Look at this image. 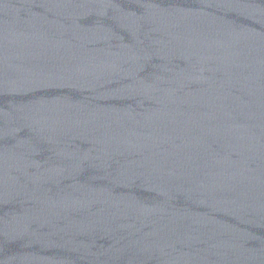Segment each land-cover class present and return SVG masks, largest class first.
<instances>
[{"label":"water","instance_id":"95a60500","mask_svg":"<svg viewBox=\"0 0 264 264\" xmlns=\"http://www.w3.org/2000/svg\"><path fill=\"white\" fill-rule=\"evenodd\" d=\"M0 264H264V0H0Z\"/></svg>","mask_w":264,"mask_h":264}]
</instances>
